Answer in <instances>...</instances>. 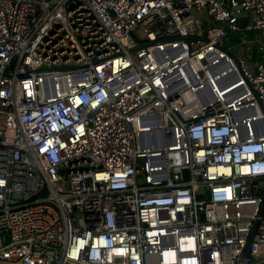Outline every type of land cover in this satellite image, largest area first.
Wrapping results in <instances>:
<instances>
[{
    "label": "built area",
    "instance_id": "1",
    "mask_svg": "<svg viewBox=\"0 0 264 264\" xmlns=\"http://www.w3.org/2000/svg\"><path fill=\"white\" fill-rule=\"evenodd\" d=\"M263 203L264 0H0V262L264 264Z\"/></svg>",
    "mask_w": 264,
    "mask_h": 264
},
{
    "label": "water",
    "instance_id": "2",
    "mask_svg": "<svg viewBox=\"0 0 264 264\" xmlns=\"http://www.w3.org/2000/svg\"><path fill=\"white\" fill-rule=\"evenodd\" d=\"M246 16H247L246 13L238 14V17H246ZM263 214H264V203H263L262 208H261V215H263ZM259 223H260L259 220L256 221L255 226L252 230L250 237L248 238L247 244H246L244 252H243V257L245 258L247 264H253L252 245H253L255 238L257 236V230L259 227ZM0 264H12V263L0 262Z\"/></svg>",
    "mask_w": 264,
    "mask_h": 264
},
{
    "label": "rangeland",
    "instance_id": "3",
    "mask_svg": "<svg viewBox=\"0 0 264 264\" xmlns=\"http://www.w3.org/2000/svg\"><path fill=\"white\" fill-rule=\"evenodd\" d=\"M247 45H244V48L246 47Z\"/></svg>",
    "mask_w": 264,
    "mask_h": 264
}]
</instances>
